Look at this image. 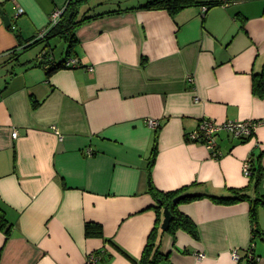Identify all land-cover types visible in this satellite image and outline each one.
Listing matches in <instances>:
<instances>
[{"label": "crops", "instance_id": "crops-1", "mask_svg": "<svg viewBox=\"0 0 264 264\" xmlns=\"http://www.w3.org/2000/svg\"><path fill=\"white\" fill-rule=\"evenodd\" d=\"M148 1L85 0L75 21L93 18L72 29L71 48L59 37L28 48L68 0H0V208L13 224L8 239L0 231V264H88L95 253L98 264H138L153 232L163 264H247L251 245L264 264V125L251 138L220 133L217 157L188 139L204 118L264 120L253 92L264 0H193L174 15L137 9ZM57 39L66 46L58 55ZM45 51L80 66L47 75L36 66ZM249 158L262 167L257 186L243 174ZM151 187L203 195L178 206L197 238L162 229ZM233 190L249 198H212ZM88 223L102 236H88Z\"/></svg>", "mask_w": 264, "mask_h": 264}, {"label": "trees", "instance_id": "trees-1", "mask_svg": "<svg viewBox=\"0 0 264 264\" xmlns=\"http://www.w3.org/2000/svg\"><path fill=\"white\" fill-rule=\"evenodd\" d=\"M85 0H68L67 5L64 8L63 15L61 17L60 22L49 30L46 36L43 39L35 38L32 44L29 45L28 48H33L40 43H44L48 41L51 37H59L60 39L65 40L69 45L68 48H71L72 44L75 42V37L72 32V29L81 23L93 18V16H84L81 20L75 21V17L77 14V7L82 4ZM197 5L193 0H150L147 3L139 6L137 9L140 10H165L169 14L174 15L180 10ZM217 3H206L201 5L208 9L209 7L216 6ZM114 12V11H113ZM111 12V13H113ZM70 50V49H69ZM48 53L44 52L41 54L40 59L41 62L38 63L36 66H43L46 69L47 75H50L57 69H60L64 66V61L61 60L59 62L54 61L53 59L48 60ZM69 53V52H68ZM253 92L259 98L264 97V70L261 74H255L254 83H253ZM156 139L155 137L154 144L151 150L150 162H149V171L155 164V156H156ZM250 172L251 175L249 178L254 180L256 186L262 180L263 172L262 167L260 165H256L252 158H250ZM189 187H184L182 189H178L171 192H161L150 188L152 195L154 196L155 200L157 201V211L164 212V208L168 207V210L171 214V221L168 226L167 233L171 234L172 236L178 230H184L185 232L189 233L192 237L197 238V230L193 222L183 214H181L178 210V206L181 203L189 202L194 199L202 198L203 195H191L187 196L186 198L180 200L177 204L174 203V200L181 196L186 195V191ZM214 201L219 203H235L247 200L249 197L244 193L242 190H233L232 194L229 197H220L215 198L212 197ZM261 199H264V194L261 195ZM260 201V200H259ZM262 202V201H261ZM264 205V200L262 202ZM256 208L252 209V216H253V238L256 235L260 234L259 229L256 227ZM13 230V224L8 221L5 215V211L0 208V231L5 234L6 239L11 236ZM86 234L88 236H102V231L99 225L95 223H88L86 225ZM155 232H153L148 240V243L144 249L143 255L138 264H163L166 260L167 256L160 251V245L155 242ZM97 257L98 264L100 261L99 254H93ZM247 257L251 256L253 259L247 260V264H256V258L253 254V247L252 245L247 250ZM240 262V261H239ZM237 264H240V263Z\"/></svg>", "mask_w": 264, "mask_h": 264}, {"label": "built area", "instance_id": "built-area-1", "mask_svg": "<svg viewBox=\"0 0 264 264\" xmlns=\"http://www.w3.org/2000/svg\"><path fill=\"white\" fill-rule=\"evenodd\" d=\"M203 9L207 10L205 7ZM63 10L56 9L54 10L49 18V25L46 30L39 34L38 39H43L50 29L55 27L61 20L63 15ZM23 13L21 9H18L16 12V16H19ZM65 67L73 68L79 67V61L75 58H67L65 63ZM88 71H93V68H89ZM147 125L151 129H158L160 127V121L153 118L147 119ZM262 125H264V120H239V121H226L223 123H218L213 119H202L200 121L199 127L195 132H192L188 135V139L196 142L202 143L206 149L215 157L218 156L217 152V137L220 133H227L232 139H245L251 138L255 135L257 129H259ZM59 136V132H56ZM18 137V131L13 132V138ZM62 137H60L61 139ZM88 154H91L89 151ZM243 174L246 177L251 175L250 172V158L247 159L243 163ZM233 259L238 260L239 255L237 251H233L232 253ZM203 255L199 254L197 257H202ZM88 264H95L97 262V257L95 255H89L87 259ZM238 262V261H237Z\"/></svg>", "mask_w": 264, "mask_h": 264}, {"label": "water", "instance_id": "water-1", "mask_svg": "<svg viewBox=\"0 0 264 264\" xmlns=\"http://www.w3.org/2000/svg\"><path fill=\"white\" fill-rule=\"evenodd\" d=\"M2 16H3V20L5 22V25L6 26H10L11 22H10V19L9 17L5 14V13H1ZM187 196H189V194H186V195H181L179 197H177L175 200H174V203L177 204L180 200L186 198ZM164 220H163V223H162V229L164 231H167L168 230V226H169V223L171 221V214L168 210V207H165L164 208Z\"/></svg>", "mask_w": 264, "mask_h": 264}, {"label": "rangeland", "instance_id": "rangeland-1", "mask_svg": "<svg viewBox=\"0 0 264 264\" xmlns=\"http://www.w3.org/2000/svg\"><path fill=\"white\" fill-rule=\"evenodd\" d=\"M52 46L55 47V51L57 50V55L60 51H63L66 49V46L64 45V42L60 39L52 41Z\"/></svg>", "mask_w": 264, "mask_h": 264}]
</instances>
